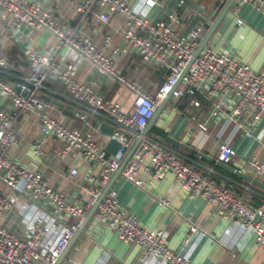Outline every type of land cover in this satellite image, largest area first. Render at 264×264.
<instances>
[{
	"label": "built area",
	"instance_id": "1",
	"mask_svg": "<svg viewBox=\"0 0 264 264\" xmlns=\"http://www.w3.org/2000/svg\"><path fill=\"white\" fill-rule=\"evenodd\" d=\"M226 1L219 0L220 3ZM139 2L137 7L129 4L128 0H79L75 8L77 12L91 14L101 23H107L111 15L121 16L123 41L142 61L159 64L167 70L155 94H149L140 81L127 77L120 67L115 66L105 51V45L97 46L91 39L78 34L68 21L45 10L40 0H0V23L10 31L19 32L20 38L28 37L34 29L49 31L56 39L57 48L62 45L69 47L133 97L129 109H124L119 102L101 98L89 83L76 78L72 63L57 58L56 48L46 52L30 47L23 49L28 73L20 77L17 84L0 76V94L10 100L14 110L37 120L38 133L32 149L34 158L43 156L46 141L53 137L61 157L73 153L95 168L82 201H72L64 190L51 186L41 172L23 167L12 159L11 150L19 140L14 130L16 113L0 107V264L57 263L119 168L121 159L141 136L156 108L169 93L174 99L195 94L208 100L231 97V119L239 118L247 108H251L247 125L253 127L262 122L264 127V72L255 71L227 51L205 45L182 75L198 47L201 28L181 36L170 22L148 19L147 13L159 0ZM236 3L264 16V0H236ZM108 40L105 37V44ZM6 65L7 56L1 45L0 72ZM49 81L62 83L69 96L83 105L85 110L78 117L89 129L68 127L46 111L38 92ZM195 104L198 105V101ZM216 108L220 109L219 103ZM100 115L115 125L110 134L101 136V124L95 119ZM97 135L102 137V142ZM111 139L119 143V157L109 156L104 147ZM234 155L230 144L220 143L218 159L221 162L229 163ZM246 163L254 177L264 181V162L251 157ZM211 172L201 171L173 150L142 136L121 175L124 180L142 187V175L153 183L171 174L174 183L189 198H202L213 206L217 216L233 227L250 229L255 248L264 254V199L252 206L228 185L216 182ZM75 173L76 169L69 171L71 175ZM157 202L168 206L165 198L160 197ZM47 206L55 213L41 215L39 210ZM31 207L37 210L29 213ZM95 221L112 229L121 242L136 243L142 261L195 264L187 253L176 251L168 244L164 230L145 227L133 213L124 209L115 190H108L97 204ZM198 231L197 226L190 224L184 244H188Z\"/></svg>",
	"mask_w": 264,
	"mask_h": 264
},
{
	"label": "crops",
	"instance_id": "2",
	"mask_svg": "<svg viewBox=\"0 0 264 264\" xmlns=\"http://www.w3.org/2000/svg\"><path fill=\"white\" fill-rule=\"evenodd\" d=\"M78 1L40 0L45 10L68 21L78 34L91 39L97 46L105 45V51L115 66L120 67L127 77L140 81L149 94H155L167 74L166 68L142 61L123 41L121 16L111 15L107 23H101L89 13L77 12L75 6ZM139 1L128 0L129 4L137 7ZM227 2L159 0L149 10L147 17L151 21L170 22L181 36L200 27V43ZM0 33V45H3L7 56V65L0 72L2 79L17 84L20 77L28 73V65L22 56L26 47L40 52L56 48L57 58L72 63L76 78L89 83L98 96L119 102L124 109L132 105L133 97L111 78L99 73L69 47L62 45L57 48L56 39L49 31L34 29L28 37L20 38L19 32L10 31L0 23ZM105 37L109 39L106 44ZM206 45L227 51L255 71L264 72V16L250 7H239L234 0ZM38 98L46 111L66 126L89 129L83 126L78 117L85 110L83 105L69 96L62 83L46 82L39 90ZM195 101H198V105ZM215 103L220 104V109L216 108ZM231 104V97L228 96L211 100L199 94L186 95L180 99L170 97L144 136L183 156L201 171L211 170L216 182L228 185L243 200L255 206L264 199V187L254 180L260 183L264 181L254 177L246 160L255 157L264 162V127L262 122L253 127L247 125L251 108H247L239 118L231 119ZM0 107L16 113L14 130L19 140L11 150L12 159L23 167L41 172L51 186L64 190L72 201H82L85 189L90 186V177L95 173L93 165L73 153L61 157L53 137L46 141L43 156L34 158L32 149L38 133L37 120L14 110L10 100L1 94ZM95 119L101 124V136L107 135L102 127L107 130L115 128L102 115ZM97 139L102 142L99 135ZM221 142L230 144L235 151L227 165L239 174L216 164L220 161L218 154ZM71 169H76V173L69 174ZM143 176L142 187L124 180L121 173L112 176L114 179L109 190L117 192L120 205L133 213L142 225L164 230L168 244L174 250L187 253L195 264H264V254L255 248L250 229L233 227L227 220L217 216L213 206L202 198H189L174 183L171 174L153 183ZM160 197L167 199L168 206L158 204L157 199ZM36 210L31 207L29 213ZM39 212L41 215L55 213L48 206ZM190 224L197 226L199 231L188 244H184ZM59 264H160V261H142L139 246L134 242H121L112 229L95 221L94 211L83 232L75 238Z\"/></svg>",
	"mask_w": 264,
	"mask_h": 264
},
{
	"label": "water",
	"instance_id": "3",
	"mask_svg": "<svg viewBox=\"0 0 264 264\" xmlns=\"http://www.w3.org/2000/svg\"><path fill=\"white\" fill-rule=\"evenodd\" d=\"M234 2V0H228V2L226 3V5L224 6V8L221 10V12L219 13V15L217 16V18L215 19V21L212 23V25L210 26V28L206 31L204 37L202 38V40L200 41V43L198 44V47L196 48L193 57L188 61V63L186 64L182 75L185 74V72L187 71L190 63L192 62L193 58L202 50V48L206 45V43L208 42V40L210 39L211 35L213 34V32L215 31L216 27L218 26L219 22L223 19V17L225 16V14L229 11L230 6L232 5V3ZM1 46V45H0ZM171 97V93H169L166 98L163 100V102L156 108L155 113L153 115V117L149 120L148 124L146 125V127L143 129V131L141 132V136L137 137L135 142L133 143V145L127 150V152L125 153L122 161L120 162L119 168L117 169V171L114 173V177L117 176L118 174L121 173V170L123 168V166L125 165V163L127 162V160L129 159V157L131 156V154L133 153L134 149L137 147V145L139 144V142L142 139V136H144L147 132L148 127L151 125V123H153V121L156 119V117L158 116V114L160 113L161 109L163 108V106L165 105V103H167L169 101ZM102 130H104L107 134H110L112 132V129H105L102 127ZM119 148V143L114 140L111 139L106 143L105 149L108 153H110L111 157H119V155H117V150ZM206 159H208L207 157H205ZM216 164L222 168L228 169L229 171H232L236 174H239L238 171L231 169V167H229L227 164L221 162V161H217ZM248 179H250L249 177H246ZM113 177L112 179L107 183V185L105 186V188L103 189L100 197L98 198L97 202L91 207V209L89 210V212L87 213L86 217L84 218L82 224L80 225V227L75 231L73 238L70 239L69 243L67 244L65 250L63 251V253L61 254V256L59 257L58 261L56 264H59L61 259L63 258V256L65 255V253L67 252V250L69 249V247L71 246V244L73 243V241L75 240V238L83 232V229L85 227V225L88 223V221L90 220L92 214L94 213L97 204L99 203V201H101V199L104 197V195L108 192V190L110 189L111 185H112V181H113ZM251 180V179H250ZM255 183H258L260 185H262L264 187V183H260L256 180H254Z\"/></svg>",
	"mask_w": 264,
	"mask_h": 264
}]
</instances>
